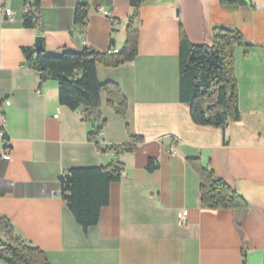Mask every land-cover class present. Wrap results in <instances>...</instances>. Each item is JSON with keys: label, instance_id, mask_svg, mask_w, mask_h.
<instances>
[{"label": "crops", "instance_id": "0c3cea01", "mask_svg": "<svg viewBox=\"0 0 264 264\" xmlns=\"http://www.w3.org/2000/svg\"><path fill=\"white\" fill-rule=\"evenodd\" d=\"M80 3L89 7L85 28L74 26ZM40 6L39 29H25V0H0V117L8 122L2 132L0 120V220H9L50 264H264V0L241 6L145 0L136 59L98 66L99 82L118 85L128 111L118 117L102 94L106 126L95 142L89 135L101 124L84 121L82 108L61 105L57 82H42L27 68L23 50L41 37L53 57L120 52L136 10L131 0H40ZM216 28L237 30L250 44L235 49L241 120L224 130L195 125L179 93L181 31L194 46H211ZM131 137L144 140L134 153L114 150ZM7 151L10 161L3 159ZM193 160L249 207L203 208ZM117 162L121 180L110 184L109 204L85 231L62 199L61 176Z\"/></svg>", "mask_w": 264, "mask_h": 264}, {"label": "trees", "instance_id": "16d2710c", "mask_svg": "<svg viewBox=\"0 0 264 264\" xmlns=\"http://www.w3.org/2000/svg\"><path fill=\"white\" fill-rule=\"evenodd\" d=\"M145 0H131L135 14L129 19L126 43L118 54H95L84 51L81 54L65 53L60 57L46 53L42 39L39 51L36 47L23 50L25 66L38 72L42 82H57L59 103L71 111L83 109V120L100 123V128L89 135L95 142L103 132L106 122L101 111V96L106 95L107 106L120 117L125 118L128 102L120 87L114 83H100L98 66L117 68L133 62L139 52L138 10ZM223 6H241L245 0H220ZM25 29L38 30L40 23V0H25ZM89 7L78 4L74 26L85 28ZM246 44L237 30L216 28L212 33V45L194 46L183 31L180 34L179 78L180 102L189 107L193 123L200 127L225 129L230 123L241 120L239 111L238 85L235 75V49ZM144 143L138 137H131L128 145L114 149H125L134 153ZM200 176V202L208 210H231L248 208L240 194L214 173L202 167L198 161H191ZM157 166L149 161L148 171ZM124 167L113 163L105 167L73 169L64 180L61 177V196L76 223L87 230L99 222L100 211L109 204L111 183L121 180ZM0 260L6 264H50L45 254L36 247L21 240L9 222L0 220Z\"/></svg>", "mask_w": 264, "mask_h": 264}, {"label": "built area", "instance_id": "2783aa9c", "mask_svg": "<svg viewBox=\"0 0 264 264\" xmlns=\"http://www.w3.org/2000/svg\"><path fill=\"white\" fill-rule=\"evenodd\" d=\"M100 11L102 12V14L105 17H108V18L112 17L110 12L104 11V10H100ZM4 19L5 20H11L12 19V13L9 9H5V11H4ZM118 53H119L118 50L113 49L110 54H118ZM6 106H10V102H6ZM0 120H1V131L5 132L7 130V127H8V122H7L6 116H4V114H2L0 117ZM3 159L6 161L11 160V156H10L8 151L4 153ZM68 175H69L68 172H65L62 174L61 177L65 180ZM179 219H180V222L183 224L187 222V217L184 214H180Z\"/></svg>", "mask_w": 264, "mask_h": 264}, {"label": "water", "instance_id": "95a60500", "mask_svg": "<svg viewBox=\"0 0 264 264\" xmlns=\"http://www.w3.org/2000/svg\"><path fill=\"white\" fill-rule=\"evenodd\" d=\"M41 44H42V38L39 37V38H37L36 45H35L37 51H39ZM245 45L249 46L250 44L246 43Z\"/></svg>", "mask_w": 264, "mask_h": 264}]
</instances>
